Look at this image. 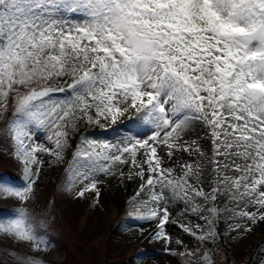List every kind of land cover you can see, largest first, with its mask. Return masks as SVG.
I'll list each match as a JSON object with an SVG mask.
<instances>
[{
  "label": "snow or ice",
  "instance_id": "1",
  "mask_svg": "<svg viewBox=\"0 0 264 264\" xmlns=\"http://www.w3.org/2000/svg\"><path fill=\"white\" fill-rule=\"evenodd\" d=\"M61 77L72 80L71 96L54 100L50 94L65 89L49 82ZM10 108L14 115L5 130L28 182L20 186L8 174L0 175V200L26 204L39 175L29 165L42 163L37 152L61 162L69 125L98 124L101 118L114 124L135 110L155 129L148 139L120 146L82 137L74 157L78 166L69 169L74 183L82 185L78 197L96 191L98 202L95 173L111 172L112 165L126 163L128 154L141 168L136 175L144 179L141 188L148 186L154 205L143 214L137 207L135 218L156 219V237L170 242L164 231L168 210L161 214L155 207L164 189L189 203L197 197L214 203L223 184L236 204L234 215L264 220V0H0V119ZM193 122L207 128L211 142L216 185L211 195L197 186L199 165H181L183 175L176 178L158 155L163 146L169 158L175 152L205 156L198 141L183 138ZM33 126L53 131L55 140L47 139L56 151L33 145ZM138 126L133 121L117 131L133 138L147 135ZM140 149L146 179L135 160ZM192 176L197 184L189 183ZM157 185L159 193L153 191ZM191 211L209 225L218 215L215 207ZM3 219L0 233L37 250L47 247L24 207L7 223ZM240 227L238 222L235 229ZM183 230L196 235L189 227ZM133 260L140 264L139 257ZM17 264L34 261L18 257Z\"/></svg>",
  "mask_w": 264,
  "mask_h": 264
},
{
  "label": "rangeland",
  "instance_id": "2",
  "mask_svg": "<svg viewBox=\"0 0 264 264\" xmlns=\"http://www.w3.org/2000/svg\"><path fill=\"white\" fill-rule=\"evenodd\" d=\"M49 83L53 87L65 89L63 92L51 93L54 100L71 96V89L68 88V85L72 83L70 78L61 77ZM13 115L14 109L10 108L6 117L0 119V175L20 177V180H14L20 186H24L28 182V177L25 176V165L22 160L16 158L15 146L5 130L7 120ZM133 121L140 124L136 128L137 131L147 133L136 139L146 140L155 131L150 124L144 123L143 112L138 113L135 110L127 113L124 118L117 120L114 124L103 118L98 124L78 120L75 129L71 125L68 126L69 134L67 144L62 149L61 162L53 163L55 157L47 153L35 154L42 163L29 165L39 170L32 197L23 205L15 200L3 199L0 200V207L14 208L9 218H15V210L24 207L35 221L36 231L47 242V247L41 246L37 250L35 245L29 242L17 241L0 233V264H17L18 257L32 260L34 264H136L134 257L140 258V264H246L251 255H254L255 264H264V220L250 222L234 215L236 204L223 184L219 185L221 189L219 193L227 197L221 208L217 206L219 204L207 203L200 197L189 203L182 199L179 193L174 195L170 189L163 190V199L155 207L161 214L164 208L168 210V221L164 231L170 238V242L155 236L158 231L156 219L135 218L137 207H140L143 214L150 211L154 205L148 186L141 188L144 179L136 175L141 168L132 163L130 155L125 154L126 163L112 165L111 172L95 173L98 192L100 190L98 202L96 191H88L83 197L76 195L82 185L74 183L73 173L69 169L78 166L74 163V157L78 146L82 144V137L111 145H130L134 143L135 138L117 130L132 126ZM203 130L205 141L199 144L205 156L175 152L169 158L163 146L158 147V155L163 160L162 166L173 169L172 175L176 178L183 175L180 166L183 163L199 165V183L197 184L195 176L191 177L189 183L197 184L204 193L211 195L212 188L216 187L212 183L214 173L209 163L212 155L211 142L207 135V128L203 126ZM32 131L35 136L33 145L56 151L52 130L33 126ZM190 132L189 129L184 132L188 135L187 139H191ZM186 134H183L184 139ZM49 135L53 136L51 142L47 139ZM125 139L130 140L121 143ZM135 160L137 164L143 165V175L146 179L148 166L143 163L142 149L137 151ZM173 163L175 165L171 166ZM228 174L232 175V173ZM102 185L110 186L109 191L102 193ZM153 191L159 193L161 190L157 185ZM145 203L147 208L142 207ZM193 206L205 209L217 208L218 215L215 223L209 225L201 218V214L192 212ZM203 215L207 216L209 213L205 211ZM9 218H4L2 222L7 223ZM238 222L241 227L235 229ZM197 225L200 227L197 228ZM184 227L191 228L196 235L185 232ZM245 227L251 230L245 232ZM209 228L213 235H209ZM201 233L205 236L204 240L197 238ZM214 236L221 244L217 247L215 257L214 250L205 245Z\"/></svg>",
  "mask_w": 264,
  "mask_h": 264
},
{
  "label": "bare ground",
  "instance_id": "3",
  "mask_svg": "<svg viewBox=\"0 0 264 264\" xmlns=\"http://www.w3.org/2000/svg\"><path fill=\"white\" fill-rule=\"evenodd\" d=\"M125 115H127V113L125 114ZM125 115L124 116H122V117H120V118H118L117 120H121L122 118H124L125 117ZM190 128H191V132H190ZM190 128H188L189 129V132L191 133V139L192 140H196V141H198V143H201V144H203L204 143V141H205V131L203 130V126L200 124V123H198V122H193V124L191 125V127ZM110 130H112V129H110ZM117 132H119V131H117ZM187 133V132H186ZM186 133H184V134H186ZM115 135V134H114ZM187 137H188V135L186 134V136H185V139L186 140H188V141H192L191 139H187ZM135 139H136V137H135ZM128 140H130V139H125V140H122L121 141V143H125V142H128ZM132 141H134V140H132ZM51 142V141H50ZM205 147H206V145H205ZM188 158V157H187ZM179 160V159H178ZM184 160V159H183ZM180 161H181V158H180ZM176 162V161H175ZM187 162V161H186ZM181 163V162H180ZM183 163V162H182ZM183 164H185V163H183ZM175 164L173 163V164H171V166H174ZM177 166V165H176ZM179 166V165H178ZM181 166V165H180ZM166 168V167H165ZM170 168V167H169ZM109 189H110V186H108V185H102L101 186V191H102V193H104V192H108L109 191ZM99 192H100V190H99ZM111 194V193H110ZM102 195V194H101ZM112 195V194H111ZM106 200V199H105ZM115 200V199H114ZM106 202H107V200H106ZM113 202V201H112ZM107 204V203H106Z\"/></svg>",
  "mask_w": 264,
  "mask_h": 264
},
{
  "label": "trees",
  "instance_id": "4",
  "mask_svg": "<svg viewBox=\"0 0 264 264\" xmlns=\"http://www.w3.org/2000/svg\"><path fill=\"white\" fill-rule=\"evenodd\" d=\"M14 179L20 180V177H14ZM223 200V201H222ZM225 201V196H221L220 195V201H219V205L218 206H222V204ZM14 211V208L9 207V206H5V207H0V217L4 218V217H9ZM209 248L214 250V257L216 256V251H217V247H220L221 244L219 241L216 240V238L214 237L213 240L206 242L205 243ZM228 254L231 255L229 253V251L227 250ZM246 264H255L254 263V255H251L249 257V259L247 260Z\"/></svg>",
  "mask_w": 264,
  "mask_h": 264
}]
</instances>
